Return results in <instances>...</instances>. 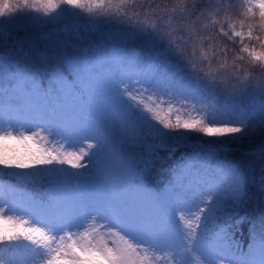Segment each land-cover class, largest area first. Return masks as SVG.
Masks as SVG:
<instances>
[{"label": "snow or ice", "instance_id": "1", "mask_svg": "<svg viewBox=\"0 0 264 264\" xmlns=\"http://www.w3.org/2000/svg\"><path fill=\"white\" fill-rule=\"evenodd\" d=\"M233 7L0 0V41L31 28L20 50L41 43L56 59L45 77L0 55V171L24 180L0 189V264H264V218L250 225L246 246L231 230L246 203L248 165L221 158L257 140L264 158V0H244L237 21ZM110 23L120 27L108 38L141 42L143 56L115 43L68 51ZM105 86L119 99L114 133L78 115ZM53 140L72 150L49 148ZM181 148L190 151L173 180L155 190L154 161Z\"/></svg>", "mask_w": 264, "mask_h": 264}, {"label": "trees", "instance_id": "2", "mask_svg": "<svg viewBox=\"0 0 264 264\" xmlns=\"http://www.w3.org/2000/svg\"><path fill=\"white\" fill-rule=\"evenodd\" d=\"M243 3L244 0H234V7L229 13L233 21L244 19L242 15L243 9L240 7V5ZM222 16L223 14H221L220 18H222ZM256 19H259L258 15ZM64 26L65 23H61L60 25H58V27ZM119 27V25H116L114 23L101 25L98 32L92 33L90 37L86 38L85 40L81 42H76L75 40H73V43L79 44V48L73 49L70 47L68 48V51L70 53L74 51H88L89 54H96L105 51L107 47L115 43L118 46L125 48L126 50L135 49L141 52V55L143 56V53L147 51V48L141 42H122L119 39L108 38V34L118 31ZM216 30H218V28ZM32 32L33 29L26 28L22 31L15 33L13 36H10L7 39L0 41V55L10 56L11 58L16 60H22L27 63L30 67L39 70L46 77L51 71V68L56 63V59L51 56V50L46 48L41 43L31 44L27 42L24 43L23 50H20L21 45L19 42L21 40L27 41L32 35ZM259 34L260 33L254 31V35ZM245 43H248L247 39H245ZM252 43L257 42L252 41ZM229 47L235 48L236 51L240 50L238 44H229ZM42 55H48L49 58L46 61L42 60ZM231 59V56H229V63H231ZM245 70L247 72H251L254 78L260 76L259 68L253 70L251 68H248L247 65H245ZM104 88L112 90L111 86H105ZM235 102L236 100L233 98H221V103L232 104ZM176 107L180 108V105H176ZM190 111V106L181 109L182 114L184 112ZM205 139L207 140L211 138ZM258 149L259 140H257L253 144L240 145L238 150L227 152L224 154L223 157H221L222 159L227 158L228 160L232 161H240L243 159L244 162L248 165L246 203L243 205V207L239 209V214L237 216H234L230 221L232 225L231 230L235 233V239L237 241H240L245 246L249 240L250 225L252 223L259 224L262 218H264V158H261ZM186 151H190V149L181 148L177 150L175 154L171 157H169L168 152L161 151L159 153L160 158L154 161L153 166L151 167L148 173L150 186L157 191H161L168 187L169 183L174 178V170L177 168L178 165L181 164L182 155ZM244 153L253 154L244 156ZM223 179L226 187L228 180L227 174L224 175ZM23 184V178L8 176L5 175L2 171H0V189L7 190L9 187L23 186ZM33 187L35 186H29V190H32ZM241 217H245L242 222ZM164 261L166 262V264H168L167 260Z\"/></svg>", "mask_w": 264, "mask_h": 264}, {"label": "rangeland", "instance_id": "3", "mask_svg": "<svg viewBox=\"0 0 264 264\" xmlns=\"http://www.w3.org/2000/svg\"><path fill=\"white\" fill-rule=\"evenodd\" d=\"M89 102V103H88ZM119 104L118 97L115 96L113 90L101 88L94 94L91 101L84 103V106L78 113L81 119L87 120L90 124L98 123L107 132L114 133L119 127L117 116L113 110V105ZM92 138H98L93 135ZM63 145V141L53 140L48 143V147L55 151H70L67 145ZM190 216H187L189 219Z\"/></svg>", "mask_w": 264, "mask_h": 264}]
</instances>
